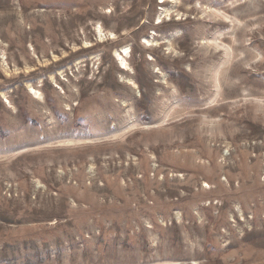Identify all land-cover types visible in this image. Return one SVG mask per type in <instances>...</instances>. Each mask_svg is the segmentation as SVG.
I'll list each match as a JSON object with an SVG mask.
<instances>
[{"label":"rangeland","instance_id":"obj_1","mask_svg":"<svg viewBox=\"0 0 264 264\" xmlns=\"http://www.w3.org/2000/svg\"><path fill=\"white\" fill-rule=\"evenodd\" d=\"M0 264H264V0H0Z\"/></svg>","mask_w":264,"mask_h":264},{"label":"bare ground","instance_id":"obj_2","mask_svg":"<svg viewBox=\"0 0 264 264\" xmlns=\"http://www.w3.org/2000/svg\"><path fill=\"white\" fill-rule=\"evenodd\" d=\"M128 53L127 49L123 50V53H120L118 51H115L114 56L116 57V59L121 63V65L123 67L126 66V62H125V55Z\"/></svg>","mask_w":264,"mask_h":264}]
</instances>
